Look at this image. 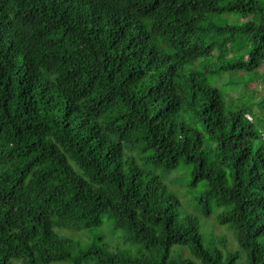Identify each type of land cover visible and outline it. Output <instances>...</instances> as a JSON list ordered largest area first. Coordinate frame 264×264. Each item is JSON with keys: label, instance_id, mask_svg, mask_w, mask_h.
Returning <instances> with one entry per match:
<instances>
[{"label": "trees", "instance_id": "16d2710c", "mask_svg": "<svg viewBox=\"0 0 264 264\" xmlns=\"http://www.w3.org/2000/svg\"><path fill=\"white\" fill-rule=\"evenodd\" d=\"M89 261L264 264V0H0V264Z\"/></svg>", "mask_w": 264, "mask_h": 264}, {"label": "rangeland", "instance_id": "374dc122", "mask_svg": "<svg viewBox=\"0 0 264 264\" xmlns=\"http://www.w3.org/2000/svg\"><path fill=\"white\" fill-rule=\"evenodd\" d=\"M178 180L184 184L187 183L188 179L187 176L179 175ZM165 181L169 185V187L172 188V186L169 184L168 178H166ZM201 191H202V186H196L192 189L190 196L194 198V196L200 194ZM185 203H183L180 207L181 212L191 211L195 213L199 218V223L201 225L202 232H204L203 226H205L204 228L207 231H210L213 226L212 221L210 220L211 217L205 216L204 213L196 206L195 201H190L189 206H186ZM216 211L218 214L219 210H215V212ZM214 218L217 219V216L216 217L214 216ZM56 231L64 237H68L74 240H79L83 243H86L97 237L103 236L105 241L114 249L124 250V251L128 250L133 252L137 250V244L125 240L122 237V229L114 230V226L109 220H105L104 223L99 227L86 228V229L58 227L56 228ZM57 264H61V263H57ZM89 264H94V263L92 261H89Z\"/></svg>", "mask_w": 264, "mask_h": 264}]
</instances>
